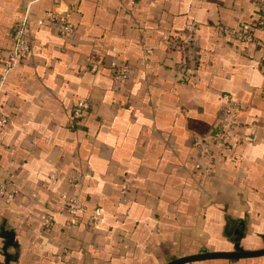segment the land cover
Masks as SVG:
<instances>
[{"label":"crops","instance_id":"1","mask_svg":"<svg viewBox=\"0 0 264 264\" xmlns=\"http://www.w3.org/2000/svg\"><path fill=\"white\" fill-rule=\"evenodd\" d=\"M256 9L257 0H0L9 264H163L230 250L242 227L244 248L264 246V25L251 42L218 30L250 24ZM51 10L68 14L69 36ZM19 21L28 53L6 71ZM87 55L104 67L88 71ZM112 63L128 67L124 78L111 77ZM224 93L241 107L229 140L199 144L221 121ZM79 99L89 105L74 122ZM68 198L86 208L78 224ZM185 264H264V255Z\"/></svg>","mask_w":264,"mask_h":264},{"label":"built area","instance_id":"2","mask_svg":"<svg viewBox=\"0 0 264 264\" xmlns=\"http://www.w3.org/2000/svg\"><path fill=\"white\" fill-rule=\"evenodd\" d=\"M255 13L257 17L250 24H240L233 28L219 25L218 30L219 32L230 35L239 41L251 42L254 40L253 27L264 25V0H257V9ZM48 15L50 21L53 25H55L60 36L67 37L73 32V24L69 21L68 14L66 12L58 13L51 10L48 12ZM26 28L27 23L25 21L17 22L12 28L11 46L9 47L7 58L4 61V69L6 71L20 63L28 53V43L25 37ZM85 62L87 70L92 73H97L104 67L103 61L95 55H87L85 57ZM108 66L110 71L109 73L113 79H122L128 72V67L123 64L112 63ZM222 96L225 100V104L220 110L221 121L213 131L197 141L199 144H202L201 140L207 138H213L220 141L229 140L230 131L235 123L237 114L241 110V107L239 103L228 93H224ZM88 105L89 102L87 100L79 99L76 101L71 110V118L74 122L84 116ZM7 120L8 118L5 115L0 114V127L4 126L7 123ZM14 193V189L8 190L5 183H0V200L10 202L14 198ZM63 203L64 210L70 216L69 223L78 224L80 216L86 211L85 206L77 198H68L64 200ZM100 212V207L96 206L93 209V212L89 216L92 223L95 224L99 220ZM47 224H50V222Z\"/></svg>","mask_w":264,"mask_h":264},{"label":"water","instance_id":"3","mask_svg":"<svg viewBox=\"0 0 264 264\" xmlns=\"http://www.w3.org/2000/svg\"><path fill=\"white\" fill-rule=\"evenodd\" d=\"M240 225H243L242 221H240ZM242 228H237L234 234L231 236L230 241L233 245L232 249L230 250H209L206 247H201L196 253L174 257L163 264H185L192 261L213 258H226L230 259L231 261H236L240 258L263 256L264 246L255 249H246L240 244L241 238L244 237ZM0 237L4 239L1 248L3 261L0 264H9L10 261L13 259V254L8 252L7 248L9 246L16 247L14 231L11 229H5L4 226H0ZM262 237L264 239V235Z\"/></svg>","mask_w":264,"mask_h":264}]
</instances>
